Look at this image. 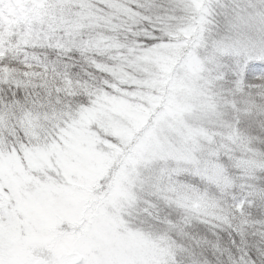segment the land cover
<instances>
[{
  "label": "snow or ice",
  "instance_id": "1",
  "mask_svg": "<svg viewBox=\"0 0 264 264\" xmlns=\"http://www.w3.org/2000/svg\"><path fill=\"white\" fill-rule=\"evenodd\" d=\"M0 264H264V0H0Z\"/></svg>",
  "mask_w": 264,
  "mask_h": 264
}]
</instances>
